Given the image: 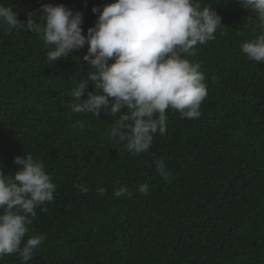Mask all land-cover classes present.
<instances>
[{
	"label": "trees",
	"instance_id": "16d2710c",
	"mask_svg": "<svg viewBox=\"0 0 264 264\" xmlns=\"http://www.w3.org/2000/svg\"><path fill=\"white\" fill-rule=\"evenodd\" d=\"M113 2L0 0L21 22L42 4L81 12L85 35L98 19L92 8ZM201 2L224 25L185 57L206 77L201 116L182 119L169 109L166 133L139 156L108 139L112 115L71 112L70 92L88 76L87 45L49 65L37 34L0 29V168L14 173V158L30 153L56 185L25 237L46 236L28 264H264V63L241 51L258 22L236 0ZM156 160L165 161L170 182ZM141 184L147 195L136 191ZM122 186L135 194L116 198ZM0 264L21 261L13 255Z\"/></svg>",
	"mask_w": 264,
	"mask_h": 264
},
{
	"label": "clouds",
	"instance_id": "9594fccd",
	"mask_svg": "<svg viewBox=\"0 0 264 264\" xmlns=\"http://www.w3.org/2000/svg\"><path fill=\"white\" fill-rule=\"evenodd\" d=\"M255 15L258 34L243 42L242 53L249 61L264 63V0H236ZM11 6L0 3V29L7 34L28 31L37 34L50 50L46 62L55 65L87 45L83 61L87 79L70 92L72 113H90L100 118L101 111L114 117L108 139L124 143L135 156L147 152L155 135L166 133L167 112H178L182 119L201 116L207 97L201 65L185 57H195L197 46L216 39L222 19L214 8L201 0H114L101 9L94 27L84 34L83 13L63 5L42 4L21 22ZM42 15H37V13ZM223 34V33H221ZM111 62V63H110ZM94 88L89 91V86ZM87 93V99L81 98ZM122 109L125 111L122 112ZM83 130V122H78ZM19 166L5 175L0 168V261L19 257L28 264L46 239L43 234L25 237L36 210L54 200L56 185L46 173L43 161L26 153L15 157ZM159 176L170 182L171 172L164 160L154 161ZM87 193L85 185H76ZM104 195L106 188L97 186ZM149 192L148 184L137 190ZM114 196L131 198L135 193L122 186Z\"/></svg>",
	"mask_w": 264,
	"mask_h": 264
}]
</instances>
